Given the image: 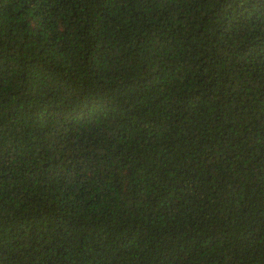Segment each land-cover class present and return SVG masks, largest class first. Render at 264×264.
<instances>
[{
  "label": "trees",
  "instance_id": "trees-1",
  "mask_svg": "<svg viewBox=\"0 0 264 264\" xmlns=\"http://www.w3.org/2000/svg\"><path fill=\"white\" fill-rule=\"evenodd\" d=\"M0 264H264V0H0Z\"/></svg>",
  "mask_w": 264,
  "mask_h": 264
}]
</instances>
